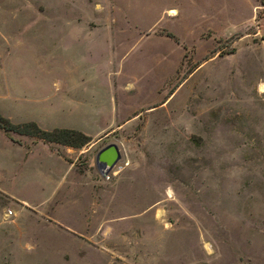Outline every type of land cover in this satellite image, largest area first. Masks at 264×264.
Listing matches in <instances>:
<instances>
[{
	"label": "rangeland",
	"instance_id": "1",
	"mask_svg": "<svg viewBox=\"0 0 264 264\" xmlns=\"http://www.w3.org/2000/svg\"><path fill=\"white\" fill-rule=\"evenodd\" d=\"M66 24L99 112L72 174H0V264H264V0H0V26Z\"/></svg>",
	"mask_w": 264,
	"mask_h": 264
},
{
	"label": "crops",
	"instance_id": "2",
	"mask_svg": "<svg viewBox=\"0 0 264 264\" xmlns=\"http://www.w3.org/2000/svg\"><path fill=\"white\" fill-rule=\"evenodd\" d=\"M96 27L108 29L109 33L117 32L107 26ZM90 34L87 25L0 26V115L13 124L33 122L41 130L69 129L86 136L85 129H89L91 123L84 125V118L90 112L96 115L99 111L96 106L94 109L89 106L84 93L75 95L69 90L70 84L83 81L85 76H69L66 52L73 44L89 43ZM43 70L52 71L56 77L43 75ZM112 73L115 74L114 69ZM49 82L60 91L49 93ZM111 108L112 105L109 110ZM92 117L95 121L96 116ZM9 138L0 132V174L22 177L26 172H36L35 177L64 179L73 173V162L67 163L64 159L68 158L66 147L35 138L13 143ZM64 191L66 188L59 185L47 192L54 195Z\"/></svg>",
	"mask_w": 264,
	"mask_h": 264
},
{
	"label": "trees",
	"instance_id": "3",
	"mask_svg": "<svg viewBox=\"0 0 264 264\" xmlns=\"http://www.w3.org/2000/svg\"><path fill=\"white\" fill-rule=\"evenodd\" d=\"M0 130L5 134L16 133L35 138L42 142L78 149L86 145L90 139L84 134L69 129L41 130L33 122L12 124L0 115Z\"/></svg>",
	"mask_w": 264,
	"mask_h": 264
},
{
	"label": "water",
	"instance_id": "4",
	"mask_svg": "<svg viewBox=\"0 0 264 264\" xmlns=\"http://www.w3.org/2000/svg\"><path fill=\"white\" fill-rule=\"evenodd\" d=\"M120 155L115 144H109L103 147L95 156V164L99 173L109 172L119 161Z\"/></svg>",
	"mask_w": 264,
	"mask_h": 264
},
{
	"label": "bare ground",
	"instance_id": "5",
	"mask_svg": "<svg viewBox=\"0 0 264 264\" xmlns=\"http://www.w3.org/2000/svg\"><path fill=\"white\" fill-rule=\"evenodd\" d=\"M259 92L262 93L263 92V87H262V84H260L259 86Z\"/></svg>",
	"mask_w": 264,
	"mask_h": 264
},
{
	"label": "built area",
	"instance_id": "6",
	"mask_svg": "<svg viewBox=\"0 0 264 264\" xmlns=\"http://www.w3.org/2000/svg\"><path fill=\"white\" fill-rule=\"evenodd\" d=\"M100 173H101V174H105L104 171H101ZM9 214H10V213H9Z\"/></svg>",
	"mask_w": 264,
	"mask_h": 264
}]
</instances>
